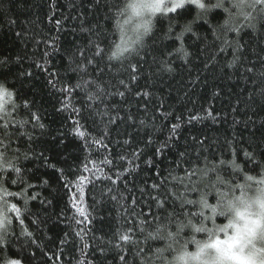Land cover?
Masks as SVG:
<instances>
[{"label":"trees","instance_id":"16d2710c","mask_svg":"<svg viewBox=\"0 0 264 264\" xmlns=\"http://www.w3.org/2000/svg\"><path fill=\"white\" fill-rule=\"evenodd\" d=\"M93 4L94 0H0V59L9 61L7 67L0 66V73L7 74V86L16 91V102L21 105L19 116L26 115L22 107L23 101H34L32 110L38 109L44 117L43 122L48 126L49 133L42 137L36 134L38 139L33 144L34 151L38 154L47 149L44 154L50 158V162L64 168L73 180L81 174L79 169L84 162V153L79 141L71 134L74 127L71 123H65L63 131L66 139L63 145H58V141L53 140L68 113H56L55 108L60 106L61 94L50 90L46 82L47 73L37 69L35 64L39 62L43 65L44 52L51 51L45 41L51 42L58 34L56 19L62 21L61 43L66 47L73 41L79 43L81 37L87 43V37L91 35L73 32L74 28H80L81 16L87 17V26L100 22L107 29H113L114 20H106L104 15H114L122 6V0H100L99 7H94ZM195 16L193 10L177 17L173 34L181 31L182 26L193 21ZM208 19L214 25L215 34L213 29L204 24L203 19L192 24L197 36L185 33V50L189 52L187 62L182 58V53L176 51L178 41L163 39L169 26L166 18L154 21L153 34L146 38L140 56L133 55L130 60L124 61L123 67L119 61L111 62V71L107 67V55L111 48L108 42L117 40V37L112 35L104 38L101 46H107L101 79L111 81L121 91L125 89L119 84L120 79L129 84L132 92L126 94V99L121 103V98L116 96L111 98V103L120 105V116L125 121L127 113H133L135 123L118 122L112 126L110 148L100 150L93 158L97 159L108 151L112 157L121 153L130 156L134 150L142 149L140 159L134 161L139 168L131 176L125 175L116 185H111L110 181H97L98 187H86L85 205H92L94 201L98 203L94 209L89 208L96 219L88 226L91 231L82 241L74 230L81 226L69 227V221L60 218L59 214L63 212L67 197L66 190L55 180L59 174L53 169L42 167V159L21 158L22 167L34 171L38 169L35 174H25V179L37 186L28 189L26 194L30 196L39 193L37 200L29 202L30 212L24 222V227L32 232V239L36 243L33 244L29 238L21 235V227L14 221L15 234L12 243L5 249H0V264H4L5 258L19 259L22 264H80L81 261L84 264H89V261L92 264H123L119 259L120 255L125 256L128 264H143L141 256L136 254L139 248H145L148 257H151L156 248L166 247L168 243L166 240L148 239L149 233H155L157 227L163 228L162 224L153 219L154 215L166 217L172 212L173 204L179 208L184 199H198L199 193L203 191L209 193V201L214 203L215 192L211 189V184L217 182V177L234 184L241 183L246 175L260 178L264 174V168L261 167V163H264V94L259 91L264 86V77L259 76L264 71V61L260 59L264 56V33L254 35L251 30H245L241 34V43L247 41L242 54L247 60L241 59L233 70L226 66L233 59V48L224 44L226 34L222 25L226 15L223 10H213V13L208 14ZM17 32L22 33V36L17 37ZM92 39L94 43L98 41L95 36ZM227 39L235 47L236 34L227 33ZM37 40L40 41L39 45L36 44ZM221 47H225L226 51L221 52ZM92 51L94 48L86 53L85 61ZM70 54L74 59L79 55L71 50ZM205 63L208 68L204 67ZM131 65H136L137 72H133ZM165 65H171L173 71H165ZM47 67L51 71H59L61 77H70L73 84L77 82L76 74L71 71L75 64L69 65L67 56L61 57L59 53H53ZM248 67H252L254 73L245 71ZM27 71L33 72L31 78L20 77L21 72ZM137 74L139 78L133 82L131 77ZM253 80L256 81L255 84ZM145 91L150 93L147 99L143 95L136 96L137 92ZM213 92H219V95L214 97ZM209 107L213 109L214 115L219 113L217 122L207 119L191 125L185 123L177 138L176 151H171L166 161L163 156L160 158L162 163L160 175L157 176L155 167H150L147 161L149 158L156 160V148L167 138V130L176 122V117L182 116L186 121L189 111L191 114L206 115L204 110ZM161 112H171L172 115L165 118L160 115ZM141 119L145 121V126L139 125ZM246 121H249L248 127L245 126ZM93 134H96L95 131ZM150 134L154 143L147 145ZM125 139L130 141L127 146L122 144ZM117 140L121 143L118 144ZM13 147L24 151L29 147V141L25 137L23 144L17 140ZM245 151L256 157V163L244 155ZM181 152L186 154L181 157ZM114 163L116 167L110 173L113 178L116 170L122 172L128 167L127 161L114 160ZM103 167L108 170L107 166ZM44 179L50 180V186L39 187ZM153 184L158 187L153 188ZM21 187L23 185H12L9 180L8 188L11 191L19 192ZM107 187H112L113 194L118 198L122 195L123 199L117 203L111 201L109 196L102 195ZM189 188L196 190L188 191ZM41 199L45 204L40 203ZM48 200L54 201V204H47ZM104 201L108 203L105 204ZM11 202L18 206L23 204L22 200L14 198H11ZM158 203H163L164 208L159 207ZM33 219L38 220V224H33ZM141 221L147 222L141 225ZM125 233L134 243L119 240V236ZM181 235L188 239L192 233L185 229ZM96 237H101L105 243L101 244ZM62 240L65 242L61 243ZM109 240L112 241V246L107 243ZM93 241L99 247L107 249L106 255H101L99 247L93 246ZM84 242L89 244L87 249H83ZM116 243L122 244L124 251H118L114 247ZM149 245L151 252L147 251ZM164 255L166 257L167 252ZM152 264L159 262L153 259Z\"/></svg>","mask_w":264,"mask_h":264},{"label":"snow or ice","instance_id":"6c2138e0","mask_svg":"<svg viewBox=\"0 0 264 264\" xmlns=\"http://www.w3.org/2000/svg\"><path fill=\"white\" fill-rule=\"evenodd\" d=\"M83 2V0H82ZM54 6V4L52 5ZM94 7L100 6V0H94ZM195 11V19L188 24L182 26V30L178 33L173 34V29L175 27V20L180 15L185 12ZM213 10H223L226 15V19L222 27L225 29L226 38L224 44L227 47L233 48V59L227 63L229 69H235L237 65L240 64L241 59L247 60L242 54L244 52L245 45L247 41L241 43L242 33L245 30H251V32L256 34L264 33V0H130L127 8L119 7L114 15L110 16L105 13L104 19L114 20V27L112 30L107 29L102 23L96 22L91 27L87 26L86 16L79 17L80 28L73 29V32L79 34L90 33L87 37V43L83 37L80 38V42H71L67 47L61 43L63 36L60 32L63 30V24L60 19H56L55 24L58 29V34L54 39L49 42L45 41L47 47L51 51H45L43 55L44 64L36 62L35 67L40 69L42 72L47 73V86L50 90L55 93L61 94V99L59 101V107L55 108L56 113L63 115L65 112L68 113L67 118L63 123L60 124V130L55 132L53 136L54 141H58V145H63L66 139V133L63 131L65 123H71L74 127L71 129V134L79 141L80 148L84 153V162L82 168L79 169L81 174L76 177L75 180L70 179L66 174L65 169L57 167L56 164L50 162V158L44 153L47 149L41 150L38 154L33 149V144L36 139L49 133L48 126L43 122V115L37 109L32 110V106L35 103L25 99L23 101V109L26 115L19 116V109L21 105L17 104L15 96L16 91L10 89L7 86V74L0 73V249H5L12 243V237L15 234L14 221L18 222L21 227V235L29 238L33 244L36 243L35 239H32V232L24 227L25 219L27 214H29V202L37 200L39 198V193L33 195H27V190L30 188L37 187L25 179L26 173H33V169H26L22 167L20 161L29 159L43 160L42 167L53 169L55 173L59 175L55 177V180L62 185L65 189V196L67 197V203L60 215L63 220L69 221V227L72 225L81 226L75 230L76 236L80 237L83 241L85 236L91 229L88 227L93 223L96 217L93 215L89 208H95L96 201L92 205H85V189L88 185L93 187H98L97 181L103 183L104 181H110L111 185H116L117 181H121L125 175L131 176L132 173L139 168L138 164H135V160H139L143 150L136 149L131 155L119 154L117 157H112L111 152L108 151L103 153L101 157L94 159L93 156L99 153L102 149H109L112 137V126L117 125L118 122H132L135 123L134 114L127 113L126 121L124 117L120 116V105L112 104L111 98L120 97L121 103L126 99V94L131 93L132 89L129 84L123 80H119V84L123 85L124 91H121L119 87L113 85L111 81L102 80L101 77L105 69V47L101 45L104 43V38L107 36L115 35L117 40H111L108 43L111 45L110 54L107 55V67L109 71L112 70L113 61H119L121 67H123L124 61L130 60L133 55L140 56V50L143 49L145 41L142 40L143 36H151L153 34L155 23L154 21L159 18H166L169 20V26L167 32L164 34L163 39L169 41H178L179 47L176 49L177 52L182 53V58L187 62L189 52L185 50V33H191L192 36H197V32L193 30L192 24L196 23L197 20L203 19L204 24L208 25V28L213 29V34H215L214 25L209 21L208 14L213 13ZM109 11H111V3H109ZM171 14V15H170ZM148 17L145 19V17ZM77 17H73L76 19ZM135 18L136 23L133 24L131 32L132 35L128 33V25L132 24ZM239 22H236V21ZM14 23V22H12ZM227 33H235V47H233L232 41L227 39ZM17 37H21L22 33L17 32ZM98 38L97 42H93L92 37ZM40 41L37 40L36 44L39 45ZM134 45H140L139 50H137ZM91 55L87 57L85 61L86 53L93 49ZM71 51L78 52L77 58H73L70 54ZM220 51H226L225 47H221ZM53 53H59L61 57L67 56L69 65L75 64V67L71 68V71L76 74L77 82L73 84L70 77H61L59 71H51L48 67V61L52 59ZM19 59V57H18ZM215 59V57H213ZM261 61H264V56L260 57ZM79 60V62H77ZM9 61L7 59H0V66L7 67ZM54 63V61H53ZM264 66V65H262ZM133 72H137L136 65H131ZM205 68H208V64L205 63ZM164 70L167 72H172L173 69L171 65H165ZM248 73H254L252 67L245 69ZM33 72H21L20 77L31 78ZM243 76V73H241ZM260 77H264V71L259 73ZM139 78V75H133L131 77L132 81L135 82ZM198 79V77H197ZM247 79L246 77L244 78ZM195 81H193L194 83ZM255 84L256 81L253 80ZM105 85H108L105 87ZM21 86H23V80L21 81ZM116 90L113 91L112 89ZM260 93L264 94V86L260 88ZM143 95L147 99L150 95L148 92H137L136 96L139 97ZM219 92H213V96H218ZM103 106V107H101ZM162 107V106H161ZM236 111V109H233ZM206 115H201L200 113L189 115L185 121L182 116L176 117V122L171 124L168 131L167 138L160 142L159 146L156 148L155 157L156 160L149 158L147 164L156 169V175H160V168L162 161L160 158L163 156L165 161L171 151H176L175 145L177 143V138L181 135L184 124L187 123L191 125L193 122H203L207 119H211L213 122H217L219 113L213 114L212 108H206L204 110ZM115 113V114H113ZM161 116L165 118L171 116V112H161ZM251 121V117H249ZM249 121L245 122V126L248 127ZM236 123V121H234ZM103 125V127H100ZM139 125L145 126V121L141 119ZM95 131L96 134H93ZM38 133V136L36 135ZM29 141V147L24 151H21L18 147H13L17 140L21 144L24 143V138ZM118 144L120 141H116ZM154 143V140L149 135L147 145ZM122 144L127 146L130 144L128 139L122 141ZM231 144V141H229ZM57 145V146H58ZM146 145V146H147ZM186 153L181 152L180 156L183 157ZM244 155L249 158L253 163H256V157L245 151ZM115 161H127L128 167L124 168L123 171L116 170L115 178L110 174L112 170L116 167ZM233 164L235 167H239ZM91 165V167H90ZM107 166V171L105 167ZM261 167L264 168V163H261ZM87 173V175H84ZM195 174V170L192 173ZM246 181H255L259 184H264V174H261L260 178L257 179L253 175H246L244 177ZM9 180L12 185H23L19 192L11 191L8 188ZM163 183V181H161ZM50 186V180H42L39 187ZM127 187V184H125ZM221 186L235 187L241 190V195L244 194L245 185L242 183H229L227 180H222L217 177V182L211 184V189L215 192V202L209 201V193L203 191L199 193L198 199H184L179 205V208L173 204L172 212L166 217L153 216L159 224L163 225V228L157 227L155 233H149L148 239L151 240H166L168 241L166 247L156 248L155 252L151 257H148L145 248L141 247L137 251V255L141 256L143 264H152V260L155 259L159 264H167V259L165 257V252L169 250H174V245L183 241V246L185 251L181 252L179 257L180 260H184L186 256H190L191 253L186 251V246L188 243H194L198 246L200 250L204 246L215 247L219 244H224L231 240V237L227 236V228L231 226V221L228 224H224L223 220L219 219V216H223L220 212L218 215V208L220 206V198L222 196L226 197L228 193L221 190ZM153 188L158 187V185L153 184ZM196 189L189 188L188 191H193ZM59 191V189H58ZM113 188L107 187V191L102 193V195H107L110 197L111 201L119 202L123 199V196L117 197L113 194ZM143 191V189H141ZM11 198L19 199L23 201L22 206H18L17 203L11 202ZM135 203V201H133ZM41 204H45L43 199L40 200ZM47 204H54V201L48 200ZM105 204L108 201H104ZM187 205L188 207H185ZM158 206L164 208L163 203H158ZM147 221H141V225ZM33 224H38V220L33 219ZM211 226H208V224ZM223 224V228L220 225ZM170 228L172 230H170ZM161 229H163L164 235L161 234ZM189 229L192 235L190 238L185 239L181 233ZM224 231L225 240H220L218 237L216 239H211L213 230ZM143 231V228L141 227ZM131 231V229H129ZM207 232L209 235L210 243L205 241L201 244V241L196 239L198 233ZM67 236V233L65 234ZM100 239L101 244L105 241L101 237H96ZM119 240L124 243H134L132 238L127 234L119 236ZM65 241L62 240L61 243ZM112 246V241L107 242ZM94 247H99L93 241ZM89 244L84 242L83 249H87ZM114 247L118 251H124L123 245L116 243ZM101 255H106L107 249L99 247ZM148 252H151V246L149 245ZM144 254V255H141ZM51 259V257H49ZM59 259V257H57ZM120 261L123 264H128L124 255H120ZM4 264H22L21 260L13 259L8 260L5 258ZM80 264H84L83 261ZM89 264H92L89 261Z\"/></svg>","mask_w":264,"mask_h":264},{"label":"clouds","instance_id":"9594fccd","mask_svg":"<svg viewBox=\"0 0 264 264\" xmlns=\"http://www.w3.org/2000/svg\"><path fill=\"white\" fill-rule=\"evenodd\" d=\"M130 0H122V8H127ZM148 17L146 16L145 19ZM136 23L128 25V33L132 35L131 29ZM147 36L142 40L146 41ZM139 50L140 45H134ZM259 179V178H257ZM245 185L244 194L235 187H226L223 190L228 193L226 197L220 198V212L223 216L219 219L224 224L231 221L227 228V236L232 239L215 247L204 246L202 250L194 243H188L186 251L191 253L184 260L177 257L185 251L183 241L174 245V250L167 252V264H264V184L255 181L241 182ZM223 228V224L220 225ZM156 231V229H155ZM161 234L164 235L163 229ZM196 239L203 245L205 241L210 243L207 232L198 233ZM219 238L225 240L224 231L213 230L211 239Z\"/></svg>","mask_w":264,"mask_h":264}]
</instances>
